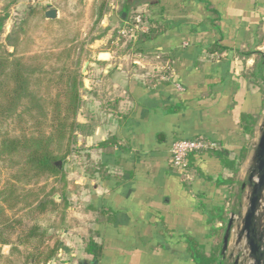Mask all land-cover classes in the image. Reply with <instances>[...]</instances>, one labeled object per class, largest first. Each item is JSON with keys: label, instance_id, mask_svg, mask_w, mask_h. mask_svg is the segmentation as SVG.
<instances>
[{"label": "crops", "instance_id": "1", "mask_svg": "<svg viewBox=\"0 0 264 264\" xmlns=\"http://www.w3.org/2000/svg\"><path fill=\"white\" fill-rule=\"evenodd\" d=\"M98 1L44 0L42 17L77 13L93 23ZM47 4L56 19L45 18ZM123 12L141 13L157 34L115 61L113 50L92 51L81 95L88 111L76 117L87 131L77 133L74 156L87 172L66 176L69 206L46 242L56 247L46 264H195L185 238L208 252L222 226L217 209L229 216L248 206L264 128V0H106L96 45ZM181 138L214 141L232 160L246 149L236 181L226 183L232 171L209 151L189 155L186 174L174 169L169 147ZM89 239L97 258L84 249Z\"/></svg>", "mask_w": 264, "mask_h": 264}, {"label": "trees", "instance_id": "2", "mask_svg": "<svg viewBox=\"0 0 264 264\" xmlns=\"http://www.w3.org/2000/svg\"><path fill=\"white\" fill-rule=\"evenodd\" d=\"M105 8L106 0H100L94 6L96 19L93 24H97ZM6 18V14L0 17V28ZM129 18L130 16L126 15L124 20ZM25 24L26 22L22 21L13 37L10 35L6 37L7 43L0 41V95L3 98L0 102V120L15 117L22 121L27 114L32 121L29 133L22 132L19 136L3 134L0 137V160L7 161L8 166L14 168L10 176L3 183L0 182V257H4L1 253L2 245L9 246L7 258L15 251L22 254L18 246H24L27 251L22 255V264H46L56 252L55 246L46 245L54 235V229L53 232H48V229L53 228L52 220L57 214L59 224H63L65 211L69 206L64 196L67 180L63 164L73 153L75 135L82 132V125L76 120L81 107L82 58L80 52L75 56V46L63 48L55 53L48 51L28 57L21 55L22 52H18L17 47L22 39L21 34L25 32L23 29ZM156 34L157 29L148 26L147 31L126 40L118 52L125 54L130 48L139 51L140 46ZM114 40H118L117 43L121 46L125 39L115 31L109 43ZM52 58H55V61L63 60V63L58 67L51 66L50 69H46L47 62ZM52 72H56V75L52 76ZM43 82L44 97L40 95ZM52 82L57 87L53 96L50 95ZM254 123L255 121L245 129L250 137ZM110 142L111 139H108L99 145L104 146ZM203 151L214 153L222 165L232 171V176L226 183L232 184L236 181L246 149L240 152L236 160L230 159L227 150L218 144ZM42 177L55 178L63 183L60 201L48 196L43 197L44 188L29 187V184L37 182ZM23 209L30 214L45 215L46 223H41L39 217H34L26 230L18 231L22 220L10 215L8 211L17 212ZM217 210V219L222 226L212 229L211 234L216 238V244L211 245L208 252H205L204 247L193 238H185L187 250L195 264H231L227 262L228 258L224 259L220 254L228 211L224 207ZM232 212L240 214L239 210ZM13 234H16L15 239L11 238ZM84 249L93 258L100 255V246L91 239L85 242Z\"/></svg>", "mask_w": 264, "mask_h": 264}, {"label": "rangeland", "instance_id": "3", "mask_svg": "<svg viewBox=\"0 0 264 264\" xmlns=\"http://www.w3.org/2000/svg\"><path fill=\"white\" fill-rule=\"evenodd\" d=\"M13 1V2H12ZM44 0H0V17H3L5 14L7 18L5 19L4 23L0 28V41L7 43L5 40L8 35L13 37L14 33L19 29V25L22 21H25L26 24L23 27L25 30L24 34H21L22 39L17 47L18 52H22L21 55L28 57L35 53H44L48 51L58 52L63 48H67L70 46H75V56L78 52L81 53V64H80V73L84 77L89 75L87 70L85 69L82 72V68L86 61L92 59V51L98 49H106V48H113L114 57L112 58L113 61L118 59L119 50L121 47L124 46L126 40L130 38H124L123 44L121 46L118 45V40H114L113 42L109 43L110 38L104 39L103 43H99L96 45V41H94L95 37L101 36V32L103 29L95 24L92 23L90 20H85V17L82 15H78L77 13L73 14V17H69L66 22H50L46 21L42 17V8H43ZM33 9V10H31ZM31 14L28 15V13ZM119 28V27H118ZM118 28L113 29L111 31L112 35ZM123 38V37H122ZM90 45H95L90 48ZM12 50V48H10ZM132 49H128L126 53L130 52ZM74 55V53L72 54ZM130 56V55H128ZM127 56V57H128ZM125 61L129 62L128 59ZM63 63L62 61H55V58H52L49 62H47L46 69H50L51 66L58 67ZM133 63V62H132ZM88 66V64H87ZM86 66V68H87ZM56 75V72H52L51 74ZM82 78V87L80 88V94L84 95L87 93V89L84 87V84L87 85V81L83 80ZM44 82L40 88V95L44 97ZM50 95L53 96L56 92L57 87L52 82L50 84ZM3 98L0 95V102ZM84 100L82 102L81 98V105L83 103V107L79 109V112L86 118L88 107L86 106ZM77 117V116H76ZM32 121H30L27 114L24 115L22 121H18L15 117L5 118L4 120H0V137L3 134H7L10 136H19L22 132L29 133L32 129ZM82 134H85L87 131L86 122L82 124ZM77 134L74 137V141L76 144ZM74 147V146H73ZM77 147V146H76ZM76 148H73V153L70 157L64 162L63 169L66 176H72L76 173L77 170L82 173L87 172V165L85 163V157L80 161L81 163L78 164L74 159L76 155ZM13 167L8 166L7 161L0 160V182L3 183L13 172ZM70 176V177H71ZM62 184L57 181L55 178L51 177H42L38 179L37 182H32L29 184V187L32 188H44L43 197H49L54 199V195L60 194V189L62 188ZM65 190L72 189V183L67 181ZM52 191V192H51ZM60 201V200H59ZM28 211V210H27ZM8 213L15 217H19L22 220L21 226H19L18 231L21 229L26 230L33 222L34 217H39L41 223H46L45 215L38 214H30L26 212L25 209L20 211H13L9 210ZM58 214L53 218L52 224V232L55 227H57L58 221ZM16 234L11 236L12 239H15ZM233 237V236H232ZM234 239V238H233ZM234 241V240H233ZM19 251L22 253H17L16 251L13 252L9 258L8 252L9 247L7 245L1 246V253L4 257H0V264H22L23 261V253L27 251L26 247L18 246ZM234 250V242L231 243V246L228 248V253ZM228 262V259H227Z\"/></svg>", "mask_w": 264, "mask_h": 264}, {"label": "water", "instance_id": "4", "mask_svg": "<svg viewBox=\"0 0 264 264\" xmlns=\"http://www.w3.org/2000/svg\"><path fill=\"white\" fill-rule=\"evenodd\" d=\"M125 14L124 12L122 13V18L125 17ZM44 16L46 19L54 20L58 16V10L51 4H47L44 10ZM87 64L88 61L84 63L82 72L85 71ZM255 155L257 163L254 171L250 174L252 189L248 197L246 211L243 214H238L236 219L235 214L231 212L224 225L220 254L224 259L228 258L231 264H238V256L234 255V251L227 254L232 228L237 229L239 238L244 237L250 255L255 259L256 264H262L264 260V243L261 242L263 231L260 230L257 216L260 201L264 199V128L259 137ZM59 198V195H54L55 200ZM261 246H263L262 250L260 249Z\"/></svg>", "mask_w": 264, "mask_h": 264}, {"label": "built area", "instance_id": "5", "mask_svg": "<svg viewBox=\"0 0 264 264\" xmlns=\"http://www.w3.org/2000/svg\"><path fill=\"white\" fill-rule=\"evenodd\" d=\"M148 23L139 12H133L128 20L118 28L117 33L123 38H135L137 34L147 31ZM264 54V44L260 47ZM217 143L214 141H207L203 138H181L174 140L169 147V156L171 166L187 173L188 157L193 153H198L203 150L214 148ZM258 223L260 230L263 231L261 242L264 243V199H261L259 209L257 212ZM232 236L234 238V255L238 256V264H256L255 259L250 255L249 248L244 237L239 238L237 229L232 228ZM263 249V246L260 247ZM264 264V260L262 262Z\"/></svg>", "mask_w": 264, "mask_h": 264}]
</instances>
